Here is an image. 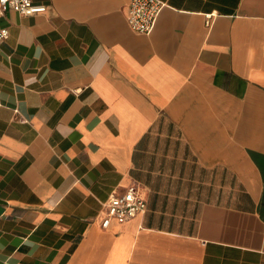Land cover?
I'll list each match as a JSON object with an SVG mask.
<instances>
[{"label": "crops", "instance_id": "crops-1", "mask_svg": "<svg viewBox=\"0 0 264 264\" xmlns=\"http://www.w3.org/2000/svg\"><path fill=\"white\" fill-rule=\"evenodd\" d=\"M32 1L0 16V264H264V0H162L147 33Z\"/></svg>", "mask_w": 264, "mask_h": 264}, {"label": "built area", "instance_id": "built-area-1", "mask_svg": "<svg viewBox=\"0 0 264 264\" xmlns=\"http://www.w3.org/2000/svg\"><path fill=\"white\" fill-rule=\"evenodd\" d=\"M164 5L162 0H130L126 19L129 27L138 33L149 32L156 17ZM44 4L32 0H0V16L7 9H12L22 15H32L44 11ZM8 28L0 26V43L8 37ZM146 209V200L137 187H131L120 194L112 193L104 202V215L101 226L107 227L112 219L121 223ZM264 251V246L262 248Z\"/></svg>", "mask_w": 264, "mask_h": 264}]
</instances>
